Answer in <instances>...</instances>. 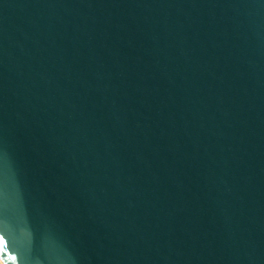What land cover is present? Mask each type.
<instances>
[{
    "label": "water",
    "instance_id": "obj_1",
    "mask_svg": "<svg viewBox=\"0 0 264 264\" xmlns=\"http://www.w3.org/2000/svg\"><path fill=\"white\" fill-rule=\"evenodd\" d=\"M1 264H264V0H0Z\"/></svg>",
    "mask_w": 264,
    "mask_h": 264
},
{
    "label": "rangeland",
    "instance_id": "obj_2",
    "mask_svg": "<svg viewBox=\"0 0 264 264\" xmlns=\"http://www.w3.org/2000/svg\"><path fill=\"white\" fill-rule=\"evenodd\" d=\"M0 264H1V262H0Z\"/></svg>",
    "mask_w": 264,
    "mask_h": 264
}]
</instances>
